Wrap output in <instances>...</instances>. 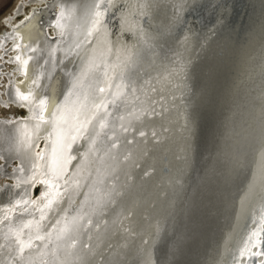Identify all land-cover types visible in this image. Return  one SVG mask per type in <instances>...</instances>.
<instances>
[{"label":"bare ground","instance_id":"1","mask_svg":"<svg viewBox=\"0 0 264 264\" xmlns=\"http://www.w3.org/2000/svg\"><path fill=\"white\" fill-rule=\"evenodd\" d=\"M183 1L194 0H104L99 32L92 37L86 33L99 0H20L3 17L0 109L21 108L24 114L0 116V264H10L16 256L9 228L29 219L40 222L39 235L45 236L36 241L37 230H25L38 246L25 253L26 261L35 258L34 264H145L149 257L151 264L252 263L250 255L259 252L264 226V185L257 180L250 187L258 153L264 147V13L255 20L258 33L238 44L242 54L231 58L228 68L234 70L228 73L224 96H219L214 107L213 96L210 103L213 92L208 93L209 99L206 94L200 97L201 90L188 92L194 59L197 52L206 50L202 44L208 36L196 31L191 11L183 21ZM151 25L163 28L156 31ZM195 32L199 40L193 37ZM218 48L217 44L209 50L203 65ZM24 60H28L26 66ZM90 61L101 67L89 70ZM113 65H118L115 72ZM219 69L211 66L202 76L207 82L213 80ZM104 70L107 77L101 74ZM106 81L112 83L113 92L116 85L122 86L123 102L109 104L110 128L95 145H91L95 132L90 127L83 138L77 136L70 152L66 150V156L77 159L57 181L61 195L50 211L43 207L47 203L43 194L55 190L40 181L51 178L46 163L56 140L55 134L51 139L47 135L52 123L41 124L31 149L19 147L21 132L25 125L31 130L41 114L52 121L53 113L58 117L65 109L71 110L78 97L87 95L89 104L93 100L108 103V90L97 91ZM17 90L32 93L29 101H22ZM197 96L209 100L215 126L210 146L199 159L196 186L188 190L189 180L186 183L182 177L189 176L194 123L186 124L185 115ZM45 98L46 104L40 106ZM153 109L158 115H151ZM121 124L129 128L127 133ZM140 131L145 137L139 136ZM113 143L118 147L112 148ZM37 151L44 154V160L34 156ZM164 164L167 172L161 171ZM33 175L37 180L31 179ZM113 186L123 195L114 197L115 204L97 206L101 193ZM174 193L181 202L174 213L170 210L173 215L162 231V214L167 215L163 205L169 207ZM17 201L28 203L17 205ZM13 206L14 212L9 210ZM38 209H43L44 220ZM77 213H87L82 226L72 231L71 238L58 240L57 230ZM250 232L257 236L246 243L251 252L241 256ZM152 246L161 250L159 260ZM255 259L264 261V255Z\"/></svg>","mask_w":264,"mask_h":264},{"label":"snow or ice","instance_id":"2","mask_svg":"<svg viewBox=\"0 0 264 264\" xmlns=\"http://www.w3.org/2000/svg\"><path fill=\"white\" fill-rule=\"evenodd\" d=\"M104 0H99V2L94 6L95 11L90 17V27L87 28V36L92 37L94 32H99V16H100V4L103 3ZM108 3H111V0H107ZM27 19V17L25 18ZM86 43H91L90 40H86ZM81 45L77 44L76 47L79 48ZM20 45H17V48H19ZM20 56L16 57L17 61H20ZM30 59V58H29ZM119 60V57H117ZM23 64L26 66L28 64V60H24ZM101 67L100 65H96L94 61L89 62V70H94ZM118 65H113V71L115 72L117 70ZM104 77L108 76V71L104 70L101 73ZM120 75H123L120 73ZM78 83V81H77ZM77 83L73 84V88L77 87ZM113 85L110 82H105V86H99L97 88L98 93L104 94L106 92V89L108 90V95L111 97L108 103H105L103 101L96 103L95 100L91 102V104L88 103V96L84 95L83 98L77 99V101L73 102V107L71 110L65 109L64 111L60 112L59 116L57 117L56 113H53L54 119L52 121L45 120L43 117V114H41L39 117H37L38 122L32 127L30 130L27 125L24 126L23 131L21 132V139L19 141V147H22L24 149H31L33 144V137L39 138V134L41 132V124H48L52 123V131L48 132V138L51 139L53 134H55L56 140L52 147L51 152L48 154L47 157V163H46V169L47 172L51 174L50 179H45L40 181L42 184H46L49 189H53L55 191H47L43 194L44 198L47 200V203L44 204V208L48 210H53L54 207L58 203V197L61 195L60 192V186L57 183V181L60 179L61 174L67 172V165L71 164L73 160H76V156H66L65 152L66 150L68 152L71 151V148L73 144H75L77 136H80L83 138L85 133L89 132V128L91 127L95 135L91 136V145L96 144V140L100 137L101 133H105V129L110 128V124L108 122V116L110 113L108 112L109 104L115 106L118 101L123 102V98L125 97L124 89L121 85H116V91H112ZM132 92H135V89H131ZM155 91V89H153ZM17 94L19 98L22 101H29L30 96L32 93H22L19 90H17ZM138 99V97H137ZM40 106H44L46 104V98L41 99L39 101ZM59 110V108H58ZM151 115L155 116L158 115V113L155 112L153 109ZM139 119V117H136ZM119 119L121 121L124 120L123 116H120ZM8 123H11V121H8ZM71 124V126H69ZM122 131L127 133L129 131L128 127H125L123 124H121ZM106 134V133H105ZM140 137H145L146 133L144 131H140L139 133ZM114 135V133H113ZM152 136L156 137V133L152 132ZM109 140L113 139V136L108 137ZM128 143H132L131 140L128 141ZM112 148H117L118 143H113ZM92 148L90 146L89 151H91ZM31 155V154H30ZM34 156L36 158H39L40 160H44L45 156L41 152L37 151L34 153ZM127 159V157H125ZM33 167H38V165H33ZM23 171V169H21ZM33 181L37 180V177L33 175L31 178ZM259 181L261 185H264V147L261 148V150L258 153V157L256 159V169L253 173V180L250 181V187L252 184H254L256 181ZM103 181H101L102 183ZM79 182L77 181V184ZM65 184H67V181H65ZM123 193L120 191H117L116 188L113 186L110 191L102 192L99 199L96 201L97 206L99 207H105L107 204H115L116 200L114 197L122 196ZM27 204V201H17V205L19 204ZM36 201H32V204H35ZM16 206H13L10 208V211H15ZM41 211V220L45 219V216L43 214V209H38ZM25 212L28 211L27 208L24 209ZM87 213H84L83 215L80 213H77L76 215H73L70 221H65L62 227H60L57 230V239H64V238H71L72 231L76 230L77 228L82 226V221H84L85 216ZM5 220L8 219L7 216L4 217ZM0 223H3L2 220H0ZM88 224H91V220L87 221ZM61 221L57 220L56 225H60ZM56 225H53L55 228ZM35 228L37 230V234L35 236L36 241H43L45 239V236L39 235L40 230V222L34 221L33 219H29L27 221L22 222L20 225H18L15 228L10 227L9 232L12 233L14 237V248L16 252V256L14 257L13 261H10V264H34V260H25V253L26 251H30L35 247H38L36 244H34V239L32 235L27 234L25 230H29V233L31 230ZM50 235V233H49ZM257 233L253 232L249 236V240H252L253 237H256ZM259 242V241H257ZM75 240L72 241V246H75ZM245 251L251 252V249L248 247L247 244H245V248L241 249V256L244 255ZM252 255L260 256L264 255V253L261 252H253ZM42 264V262H41ZM145 264H151L150 257L146 259Z\"/></svg>","mask_w":264,"mask_h":264},{"label":"water","instance_id":"3","mask_svg":"<svg viewBox=\"0 0 264 264\" xmlns=\"http://www.w3.org/2000/svg\"><path fill=\"white\" fill-rule=\"evenodd\" d=\"M228 2H226V0H194L192 2H189V4H187V1H183L182 10H181L184 19L183 21H187L188 19L187 14L191 11L195 16V20L193 22L196 23L195 26V29H197L196 31L200 33L201 36L202 35L205 36V34L206 36H208V40H206V42L202 44L203 46L206 45V48H204L206 50L204 52L202 51V53L200 52L201 50L197 52L196 57L194 59V64L196 63V65L194 66L193 72L190 71V75H189L190 84H188L190 89H188V92L190 91L193 93L194 90L196 91L201 90L199 94L200 97H202V94L203 96L206 94L204 97H206L207 99H209L208 93L211 94L213 92L212 95H210V103H211V98L213 96V100L215 102L214 107L218 102L219 96L223 95L225 89L227 88L225 83H227L229 79L228 73L234 70L233 68H228L231 65L230 64L231 58L236 59L237 56L242 54V51L237 48L238 44L244 43L245 42L244 40H246L249 36L258 33L257 29L255 28V26H257L255 25L256 24L255 20H259V17L263 16L264 13V2H261V0H232ZM220 5H222L223 8L222 12ZM210 7L213 8L211 9ZM250 11L253 14H251L249 18H247ZM179 13L180 12H176L178 16L181 14ZM253 17H254V21H253L254 24L252 23ZM239 21H243V22L238 23ZM212 24H214L213 27L210 26ZM151 26H153L156 31H160L163 28V26L160 28L156 25H151ZM197 32L194 33L193 37L199 40V34ZM262 36H263L262 34H258V37H262ZM217 44L219 45L217 52L215 50H213L212 53L210 52V54L212 55L211 58L209 59V62L203 65V61L206 59L209 50L213 48H217ZM253 46L255 47L256 45L253 44ZM222 55H224V57ZM210 65L213 67L214 66L219 67L220 69L216 73V76H214L213 78L214 81L210 80L207 82V80L202 75L207 74V71L211 69ZM216 89H217V93L214 92ZM208 104H209V100L208 101L202 99L200 100L197 96L193 105L190 107V111H188L187 115H185L186 124L187 122L188 123L191 122V120L194 123L193 129L191 131L192 133L191 139H193V145H194L192 146L193 157L189 170L188 172H186V175H189L190 177L189 176L182 177V180L185 178L186 183H187V179L189 180V185L187 184L189 188L188 190H190L191 187L194 188L196 186L197 176L195 174L199 172L198 171L199 159L203 154V152L210 146L208 145V143L211 142L210 136L214 135L213 127L215 125L212 124V118L215 115L210 116L209 111H211L212 108H208L207 107ZM218 106H219L218 107L219 110L220 103ZM216 117H219V115L216 114ZM184 125L185 124L183 123V127ZM186 141L188 140L186 139ZM174 168L176 169V165L174 166ZM179 170L180 169H178L177 172H179ZM161 171L167 172L168 167L164 164ZM136 176L138 177V173ZM143 179L144 178H137V180L141 182L144 181ZM173 180L174 179H172L171 181ZM124 191L125 190L123 189V192ZM177 195L179 194H175V193L173 194L175 202L172 204V202L174 201L172 199L173 201H171L168 204L169 207L163 205L164 207L163 210L167 211V215L164 216L162 214V218L164 217L162 220V231L168 225V221H169L168 217L170 215H173V214H169L170 210L173 211L174 213L176 209L175 207H178L181 202V200L178 199L179 196ZM184 205L187 204L184 203ZM251 234L252 232H250V235ZM259 234H260L259 235L260 247L258 251L264 253V226H262ZM250 241L251 240H249V237H247L244 246L246 243ZM160 251L158 250V246L156 248H153V252L158 260L161 257ZM250 256H251L250 260L252 261L251 264H264V261L262 260L257 261V259H255V255L251 254ZM259 257L260 256H258V258Z\"/></svg>","mask_w":264,"mask_h":264},{"label":"rangeland","instance_id":"4","mask_svg":"<svg viewBox=\"0 0 264 264\" xmlns=\"http://www.w3.org/2000/svg\"><path fill=\"white\" fill-rule=\"evenodd\" d=\"M19 1L20 0H0V32H2L4 29H6V27L2 23L3 17H5L8 13H10L11 9ZM28 8L29 7H27L26 9L28 10ZM16 18H19V16ZM5 58H7V57H5ZM8 114H15L16 116H20V115L24 114V111L21 108H16V109L15 108H11V109L1 108L0 109V116L6 118ZM5 181H7V180H5ZM37 191H38V189L36 188L35 193Z\"/></svg>","mask_w":264,"mask_h":264}]
</instances>
